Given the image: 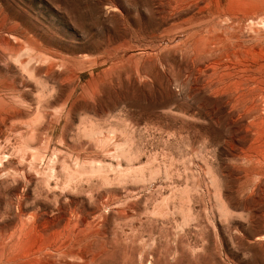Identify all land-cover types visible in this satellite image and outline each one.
Instances as JSON below:
<instances>
[{
  "label": "rangeland",
  "instance_id": "1",
  "mask_svg": "<svg viewBox=\"0 0 264 264\" xmlns=\"http://www.w3.org/2000/svg\"><path fill=\"white\" fill-rule=\"evenodd\" d=\"M0 264H264V0H0Z\"/></svg>",
  "mask_w": 264,
  "mask_h": 264
}]
</instances>
